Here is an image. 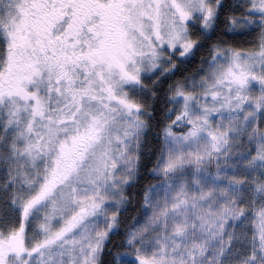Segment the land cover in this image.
<instances>
[{
	"label": "snow or ice",
	"instance_id": "6c2138e0",
	"mask_svg": "<svg viewBox=\"0 0 264 264\" xmlns=\"http://www.w3.org/2000/svg\"><path fill=\"white\" fill-rule=\"evenodd\" d=\"M0 264H264V0H0Z\"/></svg>",
	"mask_w": 264,
	"mask_h": 264
}]
</instances>
